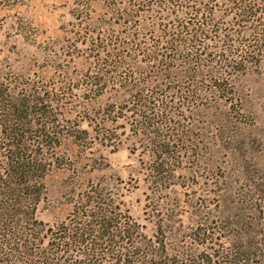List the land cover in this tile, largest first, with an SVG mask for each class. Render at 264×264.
Returning a JSON list of instances; mask_svg holds the SVG:
<instances>
[{"label":"trees","instance_id":"1","mask_svg":"<svg viewBox=\"0 0 264 264\" xmlns=\"http://www.w3.org/2000/svg\"><path fill=\"white\" fill-rule=\"evenodd\" d=\"M135 1L111 13L123 34L104 24L102 32L78 33L94 62L85 90L95 93L85 102L99 100L102 106V85L117 84L103 111L130 121L154 157L151 169L159 172L178 151L173 145L181 136L177 108L192 104L201 93L237 102V77L259 64L264 53V3L147 0L141 8L140 0ZM84 12L72 13L79 26L88 23L89 13ZM145 13L148 17L141 21ZM57 93L58 98H47L30 85L22 91L0 83V264H170L162 239L148 238L123 207L120 194L109 196L97 184L78 191L59 222L48 224L36 217L44 175L53 166V136H59L61 125L53 110L68 96L63 89ZM33 115L40 120L34 121ZM205 232L206 246L211 242L218 248L217 254L201 259L264 264L251 259L264 257V232L243 230L230 240L220 236L222 244L215 241L214 231Z\"/></svg>","mask_w":264,"mask_h":264},{"label":"rangeland","instance_id":"2","mask_svg":"<svg viewBox=\"0 0 264 264\" xmlns=\"http://www.w3.org/2000/svg\"><path fill=\"white\" fill-rule=\"evenodd\" d=\"M133 1L0 0V83L22 91L30 85L47 98H58L61 89L68 95L53 110L61 125L59 136H53V166L44 175L36 217L59 222L71 210L72 197L93 183L109 196L119 193L140 230L162 239L166 263H227L201 259L218 248L203 242L205 228L207 235L215 232L220 244V236L264 232V53L259 64L237 77V102L201 93L192 104L177 108L181 136L173 144L175 159L163 171L152 170L154 157L130 121L103 111L117 84L102 85V106L99 100L85 102L95 93L85 90L94 62L78 33L98 31L104 24L123 34L111 13ZM146 1L140 0L139 7ZM73 11H87L88 23L79 26ZM146 17L142 14L141 21ZM170 76L179 79L178 73ZM33 120L40 118L33 115Z\"/></svg>","mask_w":264,"mask_h":264}]
</instances>
